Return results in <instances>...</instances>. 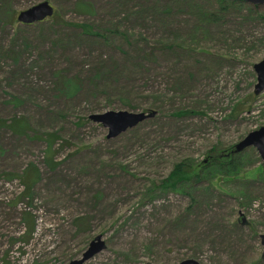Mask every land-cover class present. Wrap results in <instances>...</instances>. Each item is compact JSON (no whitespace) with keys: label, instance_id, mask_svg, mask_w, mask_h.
Instances as JSON below:
<instances>
[{"label":"rangeland","instance_id":"rangeland-1","mask_svg":"<svg viewBox=\"0 0 264 264\" xmlns=\"http://www.w3.org/2000/svg\"><path fill=\"white\" fill-rule=\"evenodd\" d=\"M42 1L51 18L17 22ZM216 1L0 0V264H69L98 235L105 249L83 264H264L254 147L232 153L238 179L157 189L264 126V5ZM121 110L155 116L115 139L89 120Z\"/></svg>","mask_w":264,"mask_h":264},{"label":"water","instance_id":"water-1","mask_svg":"<svg viewBox=\"0 0 264 264\" xmlns=\"http://www.w3.org/2000/svg\"><path fill=\"white\" fill-rule=\"evenodd\" d=\"M252 4L254 6H263L264 0H237ZM54 15V7L48 1H42L24 11L18 13L16 20L22 25H31L43 22ZM253 70L256 74V84L254 86V95L264 92V60L254 64ZM155 116L154 112L149 113H132L128 111H109L103 114H93L89 120L95 124L101 125L107 130V139H115L126 131L137 127L147 119ZM254 147L264 163V126L257 130L249 132L243 140L234 146L232 153H239L247 148ZM262 245L261 259L264 260V234L259 236ZM105 243L102 236L98 235L93 238L83 252L79 260L71 261L69 264H83L105 249ZM178 264H200L193 259L183 260Z\"/></svg>","mask_w":264,"mask_h":264},{"label":"trees","instance_id":"trees-1","mask_svg":"<svg viewBox=\"0 0 264 264\" xmlns=\"http://www.w3.org/2000/svg\"><path fill=\"white\" fill-rule=\"evenodd\" d=\"M237 3V0H217V4L219 6V9L221 11H224L226 7L224 6L225 3ZM79 11L83 13H90L89 9L83 6H78ZM168 13V9L164 8L161 13V17L164 19L165 15ZM71 26L80 28L82 32L86 35H97L92 31V28L89 25L86 24H71ZM63 90L66 96H70L75 93V90L77 87L70 81H66L63 83ZM189 115H198V112L195 111H189V110H179L173 114L174 118H184ZM13 122V121H12ZM23 127V126H20ZM131 130V129H130ZM129 131V130H128ZM127 132V131H126ZM51 138V136H50ZM49 149L48 152H51V144L48 145ZM234 150V147L231 146L228 148V150L222 151L219 148H214L211 150V153H208V160L205 162V166H194L193 163L188 162H180L176 164L173 168V170L169 173V175L160 182L157 189H160L164 193L167 191L170 192H184V189L186 188V185H189L192 181L198 182L204 178L209 177H216L217 175H221L220 177L224 180H230L232 178L239 177V174H241L242 169V163L241 160L244 159V155H233L232 152ZM220 151L219 154L216 152ZM52 157L49 158V164H52L51 162ZM33 167V166H32ZM263 172V168L259 171H256L255 174L261 175ZM254 173V172H253ZM255 174L244 173V175H240L242 177H249L253 176ZM31 181V180H30ZM29 183H27L28 185ZM31 186V185H30ZM29 189V187H28ZM238 194H242L241 191L236 192ZM191 202L193 203V199H191Z\"/></svg>","mask_w":264,"mask_h":264}]
</instances>
